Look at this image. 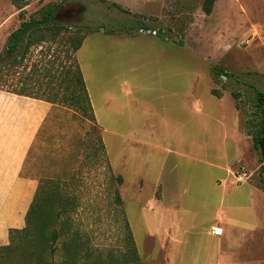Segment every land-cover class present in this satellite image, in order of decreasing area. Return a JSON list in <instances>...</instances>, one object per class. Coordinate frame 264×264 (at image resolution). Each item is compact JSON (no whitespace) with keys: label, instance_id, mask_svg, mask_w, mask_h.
<instances>
[{"label":"rangeland","instance_id":"rangeland-1","mask_svg":"<svg viewBox=\"0 0 264 264\" xmlns=\"http://www.w3.org/2000/svg\"><path fill=\"white\" fill-rule=\"evenodd\" d=\"M26 1L25 18L52 2L79 9L56 18L69 32L47 33L55 41L0 70V89L27 86L54 104L24 167L48 185L45 231L60 233L55 254L35 264H130L128 226L144 264H166L168 231L182 263L201 262L211 224L222 232L210 235V262L264 264L263 162L249 133L264 114L252 88L264 91V0H216L209 14L203 0ZM18 11L0 0V54ZM76 28L90 29L75 58L94 119L57 84ZM0 264L34 263L12 252Z\"/></svg>","mask_w":264,"mask_h":264},{"label":"trees","instance_id":"trees-1","mask_svg":"<svg viewBox=\"0 0 264 264\" xmlns=\"http://www.w3.org/2000/svg\"><path fill=\"white\" fill-rule=\"evenodd\" d=\"M105 1V0H101ZM216 0H203L202 10L205 14H209L212 11L213 4ZM12 4L19 10L18 18L20 19L19 26L11 31L6 40L5 50L0 54V70L1 67L6 64H15L22 62L30 48L46 41L55 40H45L47 33L53 36L60 34L61 32H69V26L59 22L54 17L58 9L60 8L59 2H52L46 6L41 7L38 11L39 17L29 16L24 17L23 7L27 4L26 0H11ZM112 5L121 11H126L121 5L116 2H112ZM150 29L145 23L139 24L138 30ZM90 29H86L82 32L79 28H76L72 34L70 33L71 40H68V46L65 50V56L67 59H72L68 66V69L64 74L61 72L58 74L57 84L61 88L60 97L61 99L68 103L69 105L75 107L82 112L83 115L94 119L93 108L89 99V95L86 89L85 81L80 69V66L75 58V52L80 48L83 43L85 34L89 32ZM114 29H109V33H113ZM214 70L217 72L220 78L227 76V71L223 69H218L214 66ZM255 93V102L260 110L264 112V91L256 86H252ZM27 86L21 87L19 91H9L20 95H26L34 98H40L51 102L48 99L37 97L31 95V92L27 91ZM212 94L217 95L218 92L214 89L211 90ZM54 96L57 93L53 94ZM253 129L249 131L254 148H259V141L262 135V121L259 126L252 124ZM100 141L101 138H100ZM263 162V159H262ZM260 175L264 180V163L260 167ZM117 183L122 182L121 175L115 176ZM43 187H48L44 185L42 179L39 181L36 192L29 204V207L25 214V224L21 228H9L8 239L9 243L6 245H0V255H7L12 252L19 253L22 258L35 263H41L43 261L42 254L45 252L47 255H54L56 252L55 243L60 238V233L55 228H51L45 231L47 226L52 223L49 215L43 218V213L48 206V201L43 194ZM56 187V186H55ZM51 187L50 189H53ZM42 189V190H41ZM117 193V192H116ZM117 201H120V197L116 194ZM62 211L67 209L66 201L62 203ZM50 206L47 207V209ZM46 209V210H47ZM56 216V214H55ZM128 226V223H126ZM128 237L130 257L132 258V263L130 264H142L138 250L135 246V240L132 232L128 226ZM17 238V241L15 239ZM49 264V263H48ZM50 264H55L51 262ZM64 264H68V261L64 259Z\"/></svg>","mask_w":264,"mask_h":264},{"label":"crops","instance_id":"crops-1","mask_svg":"<svg viewBox=\"0 0 264 264\" xmlns=\"http://www.w3.org/2000/svg\"><path fill=\"white\" fill-rule=\"evenodd\" d=\"M53 106L40 98L0 89V245L8 242L9 228H21L25 224L26 211L40 181L24 173L26 158ZM211 226L207 230L208 244L204 247L209 257L201 262L182 263L180 254H175L167 243L170 238L178 241V236L170 237L169 231L166 232L162 253L166 264H223L214 258L210 262V235H214Z\"/></svg>","mask_w":264,"mask_h":264},{"label":"flooded vegetation","instance_id":"flooded-vegetation-1","mask_svg":"<svg viewBox=\"0 0 264 264\" xmlns=\"http://www.w3.org/2000/svg\"><path fill=\"white\" fill-rule=\"evenodd\" d=\"M79 13V9L78 8H65L64 11L62 10L61 13L57 12L56 13V18H61L62 16H69V17H74L76 16V14Z\"/></svg>","mask_w":264,"mask_h":264},{"label":"water","instance_id":"water-1","mask_svg":"<svg viewBox=\"0 0 264 264\" xmlns=\"http://www.w3.org/2000/svg\"><path fill=\"white\" fill-rule=\"evenodd\" d=\"M54 17L56 18V14ZM259 150H260L261 157H262L263 163H264V114H263V120H262V135H261V138L259 141Z\"/></svg>","mask_w":264,"mask_h":264},{"label":"built area","instance_id":"built-area-1","mask_svg":"<svg viewBox=\"0 0 264 264\" xmlns=\"http://www.w3.org/2000/svg\"><path fill=\"white\" fill-rule=\"evenodd\" d=\"M240 178H238L239 180ZM210 231L212 234L217 235V234H221L222 230L220 227H218V225H212L210 228Z\"/></svg>","mask_w":264,"mask_h":264}]
</instances>
